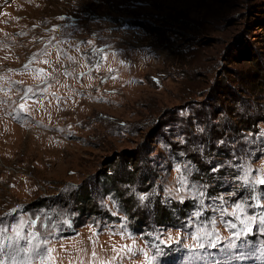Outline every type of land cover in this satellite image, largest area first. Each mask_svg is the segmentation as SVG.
<instances>
[{
  "label": "rangeland",
  "instance_id": "obj_1",
  "mask_svg": "<svg viewBox=\"0 0 264 264\" xmlns=\"http://www.w3.org/2000/svg\"><path fill=\"white\" fill-rule=\"evenodd\" d=\"M263 24L264 0H0V262L264 264V185L237 179L264 175ZM208 115L231 155H186Z\"/></svg>",
  "mask_w": 264,
  "mask_h": 264
},
{
  "label": "trees",
  "instance_id": "obj_2",
  "mask_svg": "<svg viewBox=\"0 0 264 264\" xmlns=\"http://www.w3.org/2000/svg\"><path fill=\"white\" fill-rule=\"evenodd\" d=\"M262 28L264 29V24H263V26H262ZM246 55L247 56H245L244 58H243V60H245V61H248V62H252V61H255V63H256V65H258V67H259V70L261 71V73L264 71V67H262L261 65H262V62L260 61V60H255L256 58H258V55L257 54H254L253 52H249V53H246ZM252 73V72H251ZM257 75H259V72L257 71V70H254L253 71V73L251 74V83H243V85H252V81H256V77H257ZM242 78H243V76H242ZM253 82V83H254ZM254 85V84H253ZM231 91V90H230ZM206 114V113H205ZM209 116V115H208ZM209 118L210 119H208L207 120V123H206V125H208V127H207V129H206V131L207 132H205L206 133V135H205V138H206V140H204V141H207V140H209L210 139V141H212L213 140V143H212V145L210 144V142L208 143V144H206V142H205V145H203V144H200V145H197V143H199V141L197 142V140H195V139H193L192 138V140H193V143L194 144H192L191 145V147L188 149V150H185V153H186V155L187 156H189L190 155V153L192 154V156H194V157H196V154H198L199 155V153L198 152H201L200 151V148H203V152L202 153H205V152H209L210 154H212L213 156H216V155H221V154H223V155H231L232 154V152H230V150L229 149H227V148H225V145H222V146H217L216 145V142H217V140L219 139V137L220 136H225V134H229V132L230 131H234L235 132V134H237V132L239 131V126L237 125V124H231V123H229V120H228V118L227 119H225L224 120V122H223V124H222V126L220 127V125H218V124H215V123H213V122H211V117L209 116ZM178 122H179V126H180V123L182 122V120H181V118L178 120ZM188 123V126H190V122H187ZM252 124H255V119L254 118H251V117H247L246 118V120L244 121V123H243V125H245V127L243 128V129H245V130H250V128L252 127L251 125ZM235 126V127H234ZM232 127H234V129H232ZM253 130V129H252ZM182 131V130H181ZM189 131V132H188ZM185 132V131H184ZM186 132L187 133H189V134H191V131L189 130V128L188 129H186ZM201 142V141H200ZM208 142V141H207ZM204 147H203V146ZM143 147H144V145H143ZM254 149V148H253ZM239 151V150H238ZM218 152H220V154L218 153ZM188 153V154H187ZM231 153V154H230ZM253 152L251 151V150H249V149H244V150H242V151H239L238 152V155H241V156H248V155H250V154H252ZM130 159H128L131 163H135V160H136V157L138 156H140V151L139 150H135V149H133V150H131V151H128L127 153H125ZM191 156V155H190ZM142 157V156H141ZM195 159H197V158H195ZM127 159L125 160L126 162L128 161ZM133 162H132V161ZM200 163V166H202L203 165V162L202 161H200L199 162ZM201 168H203V167H201ZM208 168H211V166L210 165H208L207 166V168H204L205 170L206 169H208ZM146 171L148 172H146V180H149L150 178H151V174H152V170H151V166L150 165H148V167H147V169H146ZM218 174H220V175H222V172H217ZM120 176V175H119ZM218 176V175H217ZM112 177L114 178V180H110V179H108L103 185L105 186V188H107L108 186H110V185H113V184H115V183H122L121 182V180L122 181H125V179H124V177H122V176H120V177H118V179L116 180V176L115 175H112ZM135 177V176H134ZM139 178H137V180H138ZM140 181H143V180H140ZM108 189V188H107ZM85 195H86V192L84 193ZM84 195V196H85ZM123 195V194H122ZM78 196V195H77ZM127 196H125V198H126ZM92 198H91V196L90 195H88V196H85L84 198H82V199H79V202H80V205H81V210L82 211H85V210H88L89 209V207H90V205H91V203H93V202H91L90 200H91ZM125 201L127 202L126 204L128 205V208L130 209V210H132V207H134V205H135V197L132 195L131 197H129V198H126L125 199ZM154 205L156 206L155 208H156V211L155 212H153V214H152V216L153 217H155V220L159 223V224H167V223H169V224H172L173 225V223H175V221L176 220H181V219H187V218H189L188 216H190V209H188L189 207H191L190 205H191V200H185L184 202H183V204L182 205H179V207H178V209L175 211L176 213L178 212V210H179V217H180V219H179V217H177L173 212H171L168 208H167V206H161L160 204H157V203H155L154 202ZM93 207L94 206H92V207H90V209L92 210L93 209ZM154 208V209H155ZM157 212V213H156ZM134 215H135V212H134ZM158 224V225H159Z\"/></svg>",
  "mask_w": 264,
  "mask_h": 264
},
{
  "label": "snow or ice",
  "instance_id": "obj_3",
  "mask_svg": "<svg viewBox=\"0 0 264 264\" xmlns=\"http://www.w3.org/2000/svg\"><path fill=\"white\" fill-rule=\"evenodd\" d=\"M31 91V90H29ZM21 109L25 108V105L21 104L20 105ZM199 131H203V129H198ZM181 143H183V140H181ZM219 143H223V141H220ZM201 153L203 152V148H200ZM183 155V154H181ZM241 170L243 171V175H239L237 177L238 180L242 181L245 185H250L251 187H255L256 185H264V175H262L261 177L257 178L256 176L251 175V168L250 167H245L243 165H240ZM187 169V166H186ZM188 171H190V169H187ZM213 171H216V169H213ZM181 183L182 184H186L187 183V178L186 177H182L181 178ZM193 195H198V196H203V193L201 192H195L193 193ZM145 197H141V199L143 200ZM256 199H259V197H255ZM221 199H223L221 197ZM181 200H183V197H181ZM237 209H241L242 206L241 205H237L236 206ZM235 215V213H233ZM255 217H248L247 221H241L242 224H247V222H250L251 220H254ZM232 227H235V225H231ZM251 228L250 227H245L242 231L244 234H247L248 232H251ZM8 228L7 227H0V237L3 236L4 233H7ZM17 235H19V233H17ZM210 235V234H209ZM235 235L237 237H239L241 235V232H236ZM127 247V246H125ZM201 247H203V245H201ZM4 250V245L0 244V252H2ZM132 249H128V251H131ZM121 251H123V249H121ZM151 259V258H149ZM0 264H2V262H0Z\"/></svg>",
  "mask_w": 264,
  "mask_h": 264
},
{
  "label": "bare ground",
  "instance_id": "obj_4",
  "mask_svg": "<svg viewBox=\"0 0 264 264\" xmlns=\"http://www.w3.org/2000/svg\"><path fill=\"white\" fill-rule=\"evenodd\" d=\"M4 139V138H3ZM14 141V140H13ZM2 146V145H1Z\"/></svg>",
  "mask_w": 264,
  "mask_h": 264
},
{
  "label": "flooded vegetation",
  "instance_id": "obj_5",
  "mask_svg": "<svg viewBox=\"0 0 264 264\" xmlns=\"http://www.w3.org/2000/svg\"><path fill=\"white\" fill-rule=\"evenodd\" d=\"M220 247H221V246H220ZM220 247H219V248H220Z\"/></svg>",
  "mask_w": 264,
  "mask_h": 264
}]
</instances>
